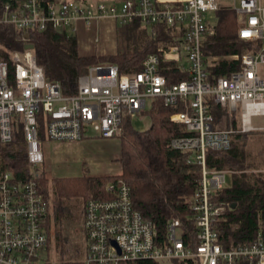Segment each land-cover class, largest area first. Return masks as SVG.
Masks as SVG:
<instances>
[{
	"label": "built area",
	"instance_id": "1",
	"mask_svg": "<svg viewBox=\"0 0 264 264\" xmlns=\"http://www.w3.org/2000/svg\"><path fill=\"white\" fill-rule=\"evenodd\" d=\"M233 7L239 20L237 38L248 47L229 59L240 62L241 69L209 82V60L201 48L213 33L207 28V15L220 8L216 0H188L181 5L126 0L119 8L86 0L0 2V24L19 31L52 29L74 35L101 23L129 25L137 20L145 26L166 25L173 37V44L148 55L136 74H121L111 64L90 66L77 80L73 96H61L59 84L44 75L31 50L9 54L12 74L0 60V144L12 142L13 125L20 123L30 173L23 183H16L11 173L0 174V264L49 263L44 256L48 205L36 182L41 174L38 166L44 162L38 118L49 143H78L90 132L106 140L118 134L121 121L141 115L156 98L164 107L183 108L169 121L191 135L172 139L169 148L192 152L201 166L190 203L195 213L193 243L184 242L177 219L167 223L164 237L159 238L152 222L132 207L130 188L120 181L109 185L108 200L90 199L83 206L86 251L80 264H264L261 232L250 245L230 249L220 245L216 224L227 206L211 199L225 186L230 172L210 171L204 162L208 150H229L234 135L233 130L214 127L208 99L230 115L237 113L242 133L256 130L253 119L264 117V2L236 0ZM163 61L183 62L189 79L167 85L159 74Z\"/></svg>",
	"mask_w": 264,
	"mask_h": 264
},
{
	"label": "trees",
	"instance_id": "2",
	"mask_svg": "<svg viewBox=\"0 0 264 264\" xmlns=\"http://www.w3.org/2000/svg\"><path fill=\"white\" fill-rule=\"evenodd\" d=\"M59 1L61 0H45L54 3ZM116 1L126 0H114ZM213 15L216 25L211 26L209 22L207 28L212 29L213 33L206 38L201 48L205 60L217 59L215 62H209L206 68L209 82L239 71L240 62L229 58L248 47L237 38L239 20L232 8L220 7ZM114 25L117 43L114 54L82 56L78 53L77 34L52 29L24 32L0 24V60L8 64L12 74L13 66L9 54L24 52L26 45H32V54L44 75L59 84L61 96H73L76 95L77 80L87 73L90 66L111 64L116 66L121 74H136L141 70L140 64L148 55L157 54L159 48L173 44V37H170L166 25L145 26L137 20L129 25ZM25 34L28 35L27 39L24 38ZM159 74L164 76L169 86L189 79L183 62L163 61L159 63ZM207 106L214 119V127H226L228 111L215 105L210 99ZM182 111L183 108L179 105L164 107L162 99H153L141 114L150 117L149 129L137 131L132 127L131 120L126 118L121 121L119 132L114 136L119 137L120 155L117 161L120 174L85 180L56 179L59 182L55 184L56 195L73 198L76 193L72 192L76 189L78 194L87 196V200H108L109 185L122 181L130 188L132 207L142 215V219L152 222L159 238L164 237L167 223L177 219L182 223L184 242L193 243L195 213L191 210L190 203L199 186L201 166L192 152H179L169 148L172 139L191 135L184 126L169 121L172 114ZM41 123L42 120L38 118V138L43 148L45 137ZM13 127L12 142L8 145L0 144V174L11 173L16 183H23L30 178L25 155L26 144L20 123L14 124ZM241 138V135H233L227 151L205 152L204 162L208 170L226 171L232 176V186L222 187L211 199L214 204L227 206L225 214L216 224L219 242L224 249L250 245L259 232L264 235V175L246 174L248 169L253 168V164L247 162L243 149L238 146ZM44 180L40 174L36 182L47 203ZM59 235L60 232L54 238L60 239ZM58 264L77 263L68 261ZM120 264L156 263L135 261Z\"/></svg>",
	"mask_w": 264,
	"mask_h": 264
},
{
	"label": "rangeland",
	"instance_id": "3",
	"mask_svg": "<svg viewBox=\"0 0 264 264\" xmlns=\"http://www.w3.org/2000/svg\"><path fill=\"white\" fill-rule=\"evenodd\" d=\"M103 2L106 5L114 3L118 6L121 2L114 0H86ZM209 22L216 25L215 16L208 14ZM114 23H101L90 32L79 30L77 41L79 55L90 56L110 55L117 50L116 32ZM217 60V59H215ZM209 59L208 62H215ZM237 113H228L227 126L223 129L233 130L234 135H241L238 143L245 153L247 162L253 164V168L246 174L264 175V117L254 118L252 125L257 129L249 133L240 131V120ZM150 117L139 115L131 119L132 127L137 131H145L150 128ZM81 142L76 143H49L43 145L42 154L44 162L39 165L41 175L45 178L44 190L48 205V218L46 224V237L49 243L44 249V256L48 264H58L71 261L82 263L85 254L86 241L83 230V206L87 196L76 193L73 198L59 197L56 195V179H81L93 177H108L120 174V165L117 159L120 155L119 137L103 139L96 137L92 132ZM121 134V132H120ZM45 140V139H44ZM233 174V173H232ZM55 179V180H54ZM226 187L232 186V176H226ZM42 187V185H41ZM63 198V199H62ZM66 198V199H65ZM62 199V201H60ZM60 202V204H59ZM60 232V239L54 238Z\"/></svg>",
	"mask_w": 264,
	"mask_h": 264
},
{
	"label": "crops",
	"instance_id": "4",
	"mask_svg": "<svg viewBox=\"0 0 264 264\" xmlns=\"http://www.w3.org/2000/svg\"><path fill=\"white\" fill-rule=\"evenodd\" d=\"M188 0H155L156 4H162V3H172V4H176V5H181V4H184L186 3ZM220 7H229V8H234L233 6L236 5V0H216ZM264 2V0H262ZM207 21L209 22V18L207 17ZM111 23V22H109ZM108 23V24H109ZM212 26V25H211ZM85 139V138H83ZM44 140V139H43ZM47 140H44V143L46 142ZM81 142V141H80ZM52 143V142H50ZM76 143V142H75ZM44 156V155H43ZM83 209V208H82ZM48 210V208H47ZM84 213V211H83ZM48 214H49V210H48ZM47 220V219H46Z\"/></svg>",
	"mask_w": 264,
	"mask_h": 264
},
{
	"label": "water",
	"instance_id": "5",
	"mask_svg": "<svg viewBox=\"0 0 264 264\" xmlns=\"http://www.w3.org/2000/svg\"><path fill=\"white\" fill-rule=\"evenodd\" d=\"M24 38L27 39L28 38V35L25 34ZM25 50H33V46L32 45H26L25 46Z\"/></svg>",
	"mask_w": 264,
	"mask_h": 264
}]
</instances>
